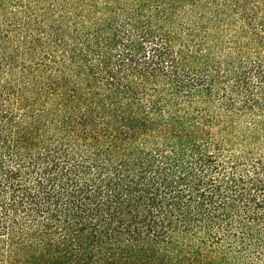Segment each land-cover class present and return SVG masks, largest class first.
I'll use <instances>...</instances> for the list:
<instances>
[{
	"label": "trees",
	"instance_id": "trees-1",
	"mask_svg": "<svg viewBox=\"0 0 264 264\" xmlns=\"http://www.w3.org/2000/svg\"><path fill=\"white\" fill-rule=\"evenodd\" d=\"M0 264H264V0H0Z\"/></svg>",
	"mask_w": 264,
	"mask_h": 264
}]
</instances>
